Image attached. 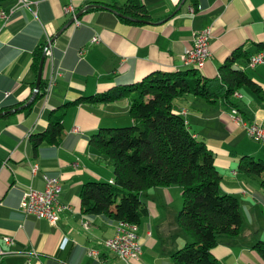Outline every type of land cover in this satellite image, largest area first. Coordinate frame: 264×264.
Returning <instances> with one entry per match:
<instances>
[{
  "label": "crops",
  "instance_id": "crops-1",
  "mask_svg": "<svg viewBox=\"0 0 264 264\" xmlns=\"http://www.w3.org/2000/svg\"><path fill=\"white\" fill-rule=\"evenodd\" d=\"M115 1L124 4L127 0ZM109 2L24 0L27 6H19L16 0L0 6L5 11L16 8L6 24L0 21V109L5 108L0 113L29 100L37 77L32 69L33 54L53 40L43 65V88L33 103L0 116L1 264H124L103 246L114 235L116 223L106 215L81 212L79 194L84 183H113L111 164L89 144L91 136L100 129L132 124L129 105L133 89L151 74L195 69L185 66L181 56L193 37L206 28L211 29L210 55L204 68L196 70L200 76L216 77L220 66L235 55L244 54L250 60L264 52V0H186L182 5L181 0H141L149 20L137 25L124 23L104 9H88L78 18L79 26L72 24L54 39L70 20L67 6L72 5L78 13L85 6ZM94 37L98 41L91 43ZM248 62L238 57L234 67L264 92V63L251 68ZM51 77L54 85L45 100L43 93ZM242 88L227 100L210 103L199 98L207 103L206 112L178 108L195 139L206 143L207 135L197 130L209 122L208 117L214 115L211 109L219 103L216 117L229 137L232 151H225L221 162L225 171L230 170L223 180V194L238 199L242 226L237 234L218 239L212 250L216 264H264L254 248L264 243V189L256 178L238 173L237 165L232 170L242 156L264 160V148L249 146L248 140L254 141L229 118L233 109L248 123L264 126V99L248 88L240 93ZM109 97L115 99L103 100ZM58 117L61 139L56 144L43 143L34 155L30 136L43 132L50 120ZM201 136L204 139H199ZM206 144L215 155L216 167L213 150L221 149ZM35 164L38 170L33 175ZM43 175L58 178L60 183L57 202L65 209L54 225L24 217L20 209L27 188L44 190ZM139 199L145 213L137 231L140 255L132 264H173L171 255L191 239L177 223L181 188L154 187L142 192ZM91 251L96 255L90 256Z\"/></svg>",
  "mask_w": 264,
  "mask_h": 264
},
{
  "label": "trees",
  "instance_id": "trees-1",
  "mask_svg": "<svg viewBox=\"0 0 264 264\" xmlns=\"http://www.w3.org/2000/svg\"><path fill=\"white\" fill-rule=\"evenodd\" d=\"M11 1L16 0H0V6ZM105 5L125 17L119 18L124 23L137 25L149 20L141 0H127L124 4L110 0ZM41 56L39 48L32 60L35 73ZM238 57L249 61L247 55H235L220 66L214 78L198 75L195 68L154 73L134 87L129 105L132 124L100 129L89 140L109 160L113 183H84L79 194L82 214L106 215L115 223L125 221L139 226L145 213L139 199L141 193L154 187L179 186L182 205L177 223L192 241L171 255L173 264H216L212 250L218 239L237 234L242 226L240 204L234 196L219 192L221 176L215 167V155L206 143L195 139L184 118L175 111L174 101L191 95L214 103L227 100L241 87L264 99L260 87L234 67ZM42 86L41 79L40 90ZM108 99L115 97L103 100ZM62 135L61 117L51 119L43 132L30 136L32 152L35 155L43 143L56 144ZM237 172L256 178L264 189V160L242 156ZM254 248L264 259V243H257Z\"/></svg>",
  "mask_w": 264,
  "mask_h": 264
},
{
  "label": "built area",
  "instance_id": "built-area-1",
  "mask_svg": "<svg viewBox=\"0 0 264 264\" xmlns=\"http://www.w3.org/2000/svg\"><path fill=\"white\" fill-rule=\"evenodd\" d=\"M19 6H27L24 0H17ZM16 8L8 11L0 9V21L6 24L11 16L14 14ZM65 13L68 16H74V9L71 5L67 6ZM75 26L79 25L78 22L74 23ZM211 37V29L206 28L193 37L192 44L186 48L181 56L182 63L185 66H199L202 69L210 55L209 40ZM97 37H94L91 42L96 43ZM49 45L43 48L45 56L49 53ZM264 63V54L257 55L253 60H249L248 66L253 68L255 65ZM54 85V77H51L45 86L44 99L47 100L51 88ZM8 95L6 94V97ZM229 118L237 125L241 126L248 137L257 143H264V126L257 123H248L245 121L236 110H231ZM38 170V165L32 166V174L35 175ZM45 183L43 191H36L32 188H27L24 191L20 209L24 217H34L37 219L47 220L50 224H55L58 220L59 213L65 208L58 204L57 198L60 192V183L58 178L48 177L43 175ZM84 226H87L86 223ZM138 226L135 224L127 223L125 221L116 222L114 235L105 240L103 246L112 254H115L124 264H132L140 255V245L138 242ZM6 243L10 242L9 238L3 239ZM1 254V252H0ZM90 256H95L96 253L89 252ZM32 256H36L32 253ZM1 264V258H0ZM26 264H29L26 262Z\"/></svg>",
  "mask_w": 264,
  "mask_h": 264
},
{
  "label": "rangeland",
  "instance_id": "rangeland-1",
  "mask_svg": "<svg viewBox=\"0 0 264 264\" xmlns=\"http://www.w3.org/2000/svg\"><path fill=\"white\" fill-rule=\"evenodd\" d=\"M104 6H106V5H104ZM76 14H78V13H76V11L74 10V16L73 17L69 16L70 19H74L73 24L75 22H78V19H75ZM79 25H77V26H79ZM50 42H51V40H49L47 45H49ZM245 90L248 91L247 88H245V87L242 88L240 93H245L246 92ZM248 94H250V93H248ZM180 107L185 108L189 111H191V109H202L204 112H206L208 110L207 109L208 105H207V103H205V101H203L202 99H199V98L192 97L191 95H185L182 98H179V99L174 101V109L178 114H180V112H179V109H181ZM220 109H221V106L219 103H217L216 107L211 109V110H213V113H214V115H212L213 117L212 118L208 117V119H207L210 123L207 122L204 125L203 129L197 130V133H199L200 135L206 134L207 138H206L205 142L210 144L212 147H215L216 149H221L220 152H219V150H213V151L216 154L217 161H218L216 164V169L220 173V176H222V178H223L221 183H220V187L222 189L220 188V191H219L221 194H223V189L225 191V184L223 183V180H225V174H227L230 170L225 171V166H223L221 164V162L225 161V151H232V150H231L230 145H228L229 137L227 135V132L223 126L219 127L220 122L218 121V119L216 117L217 115H219ZM214 116H215V119H214ZM186 119H187V121H189L188 118H186ZM189 131L192 132L193 130L192 131L189 130ZM199 139H204V137L201 136V137H199ZM248 141L250 142L249 146H251L252 148H254V147L255 148H258V147L264 148V145L254 143L250 140H248ZM222 153H223V155H222ZM236 165H237V162H235V165L232 168V170H236ZM181 204H182V199H181ZM189 240H190L189 243H191L192 240L191 239H189Z\"/></svg>",
  "mask_w": 264,
  "mask_h": 264
},
{
  "label": "water",
  "instance_id": "water-1",
  "mask_svg": "<svg viewBox=\"0 0 264 264\" xmlns=\"http://www.w3.org/2000/svg\"><path fill=\"white\" fill-rule=\"evenodd\" d=\"M186 0H181V5L185 2ZM105 9V10H108L110 11L111 13H113L115 16H117L118 18H125L123 17L121 14H119L117 11L115 10H112L111 8L107 7V6H104V5H96V4H91V5H88V6H85L82 10H80L78 12V14H76L75 16V19H78L80 17V15L85 12L86 10L88 9ZM126 19V18H125ZM134 22H138L136 20H132ZM74 22V19H70L58 32L57 34L55 35L54 39H56L66 28H68L69 26H71ZM141 23H146L145 21H139ZM53 42V40L51 41V43ZM44 61H45V53H42V56H41V59H40V62H39V65H38V71H37V77H36V84H35V88H34V91L31 95V97L29 98V100L23 104L22 106H19V107H16L14 109H11V110H8V111H5V112H1L0 113V116H4V115H8V114H11V113H15V112H18V111H22L24 110L25 108H27L28 106H30L34 99L36 98V95H37V92L39 91V88H40V83H41V75H42V70H43V64H44Z\"/></svg>",
  "mask_w": 264,
  "mask_h": 264
},
{
  "label": "bare ground",
  "instance_id": "bare-ground-1",
  "mask_svg": "<svg viewBox=\"0 0 264 264\" xmlns=\"http://www.w3.org/2000/svg\"><path fill=\"white\" fill-rule=\"evenodd\" d=\"M260 54H264V52H261ZM257 55H259V54H257ZM256 55V56H257ZM256 56H253L250 60H253ZM198 70H201L202 69V67H199V66H195Z\"/></svg>",
  "mask_w": 264,
  "mask_h": 264
}]
</instances>
